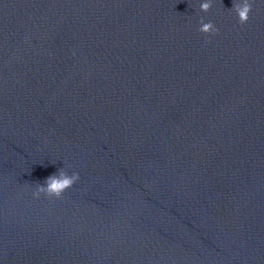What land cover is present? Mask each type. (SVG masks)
<instances>
[{
	"label": "water",
	"instance_id": "95a60500",
	"mask_svg": "<svg viewBox=\"0 0 264 264\" xmlns=\"http://www.w3.org/2000/svg\"><path fill=\"white\" fill-rule=\"evenodd\" d=\"M203 2L0 0V264H264V0Z\"/></svg>",
	"mask_w": 264,
	"mask_h": 264
},
{
	"label": "clouds",
	"instance_id": "9594fccd",
	"mask_svg": "<svg viewBox=\"0 0 264 264\" xmlns=\"http://www.w3.org/2000/svg\"><path fill=\"white\" fill-rule=\"evenodd\" d=\"M212 7L211 0H205V2L200 4V10L203 12H208ZM238 17V23L240 25H245L250 18V12L252 11V0H239V2H233V7L231 8ZM200 27L198 31L202 33L205 37H212L218 34L219 29L214 25L213 22H204L201 18ZM210 42V39L206 40V43ZM79 174L73 172L69 175L63 167L58 169L54 174L49 175L43 183L36 182L35 191L33 195L39 198L41 194L47 196L48 198H62L63 193L71 188L78 180Z\"/></svg>",
	"mask_w": 264,
	"mask_h": 264
}]
</instances>
